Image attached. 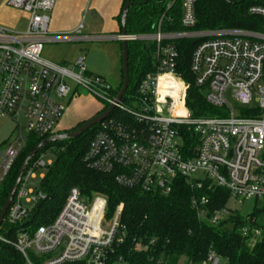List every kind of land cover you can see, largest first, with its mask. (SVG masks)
Wrapping results in <instances>:
<instances>
[{
    "label": "built area",
    "instance_id": "obj_1",
    "mask_svg": "<svg viewBox=\"0 0 264 264\" xmlns=\"http://www.w3.org/2000/svg\"><path fill=\"white\" fill-rule=\"evenodd\" d=\"M169 5L170 9L175 2ZM181 24L196 25L198 0H180ZM57 0H9L7 5L28 15L25 33L0 27V121L11 120L18 135L0 158V184L26 146L28 135L50 138L59 134L56 125L65 106L56 99L87 90L105 105L114 104L113 88L86 68V56L75 64L57 65L43 60L49 35V14ZM264 19V5L249 9ZM149 37L120 36L119 42L138 39L157 45L156 71L141 81L132 107L116 105L132 117V123L106 120L95 133L83 162L95 172L113 175L116 183L143 194L168 196L178 177L192 187L224 189L240 204L264 201V35L244 31L163 34L161 26ZM83 26L76 31L80 34ZM206 39L195 49L190 70L206 102L218 110L211 117L193 118L185 105V83L177 77L175 41ZM69 40L70 38H65ZM167 42L166 44H163ZM69 82L74 85L72 89ZM188 126L196 136L191 155L182 151L178 127ZM40 153L28 164L5 220L17 231L14 247L26 264H129L116 255L125 228L123 206L106 218L107 201L89 200L72 187L59 212L49 223L36 226L33 219L46 200L41 190L27 189L36 172L53 163ZM53 154V153H52ZM45 175H42V180ZM207 197L193 198L198 218L216 225L234 213L226 206L211 212ZM33 222V223H32ZM254 244L260 232L242 230ZM1 240V238H0ZM145 249V248H142ZM202 264H221L211 251Z\"/></svg>",
    "mask_w": 264,
    "mask_h": 264
},
{
    "label": "trees",
    "instance_id": "obj_2",
    "mask_svg": "<svg viewBox=\"0 0 264 264\" xmlns=\"http://www.w3.org/2000/svg\"><path fill=\"white\" fill-rule=\"evenodd\" d=\"M172 1L132 0V7L126 19L127 34L140 38L152 36L157 31L159 21L164 17L161 26L163 34L244 31L264 35V19L249 13L251 7L264 5V0H198L195 5L196 25L191 29H186L181 24L180 0L168 9ZM125 3L126 0L124 6ZM121 18L122 15L119 17L120 23ZM205 40L195 37L174 42L178 53L176 75L187 87L185 105L193 118L211 117L219 113L206 102L205 94L196 87L190 70L192 55L197 46ZM119 43L122 45V42ZM127 44L130 84L123 102L131 103L137 95L142 79L148 73L156 71L157 45L153 41L141 39L129 41ZM120 88L113 90L114 98ZM108 107L105 105L103 111ZM111 119L132 123V117L121 110L114 111L108 118ZM99 128L100 125L75 140L48 144L34 157L50 149L56 157L42 180L41 191L46 200L33 219L36 226L49 223L63 206L69 190L77 187L89 200L96 196L106 199L107 219L114 216L118 206H123L121 224L125 232L116 255L123 256L129 264H202L211 251L215 252L221 261H225V264H264V203L257 207L248 219L234 213L227 220L212 225L198 218L192 207V199L207 197L211 212L221 210L230 200L229 193L224 189H209L208 185L197 189L182 177L176 179L168 196L143 194L138 190L122 188L116 183L113 175L90 170L83 162L84 155ZM178 129L182 151L186 156H190L192 147L197 142L196 136L188 126ZM45 139L47 138L28 135L25 148L9 175L0 184V212L22 164L31 151ZM247 226L260 232V237L254 244L251 243L250 236L244 237L242 234V230ZM19 229L20 227L9 224L7 220L1 225L0 264H26L25 259L14 247Z\"/></svg>",
    "mask_w": 264,
    "mask_h": 264
},
{
    "label": "rangeland",
    "instance_id": "obj_3",
    "mask_svg": "<svg viewBox=\"0 0 264 264\" xmlns=\"http://www.w3.org/2000/svg\"><path fill=\"white\" fill-rule=\"evenodd\" d=\"M8 1L9 0H0V27L17 33H25L28 28V15L26 16L23 14V11L8 6ZM115 43L112 42L110 44L108 42H97L81 45L71 44L70 46L72 48L69 50L67 56L64 55L63 49L61 50L60 47L55 48L54 45H46L43 53V60L53 64H75L78 59V57H76L77 53L82 48L87 51V58L85 61L87 70L93 74L100 75L98 73L99 69H109V67L113 65V59L115 55L109 48L111 47V45H115V47L118 49L117 54L119 55V57L121 56V44L117 42ZM75 48H77V51ZM118 68L119 69L117 76L114 77L113 74V76L107 80V83L115 88L118 87V82L121 80V64H119ZM69 85L72 89L74 88V85L70 82ZM121 85L122 83L120 84L118 89L121 87ZM56 101L65 106V112L59 119L56 128L70 127L71 125L75 124L78 119L82 118L83 115L91 112L98 106H104V102L102 100L96 98L84 89H79L78 93L75 96L66 99H56ZM123 105L125 107L133 109L131 103H127L126 101H124ZM89 120L90 119H88L87 121ZM17 135V127L14 122L7 119L0 121V158L7 150L8 146L14 142V139L17 137ZM47 151L52 152V149L43 151L42 153H46ZM55 158L56 157L52 153L45 155V161L47 162L51 161L52 163H54ZM46 174V169L37 171L36 180H31L27 185V189H31L34 191L41 190L42 175ZM263 203L264 201H257L255 199L247 201L244 204H240L238 202H235L234 200H229L227 206L231 212L238 214L245 219H248L253 214L255 209H257V207H260ZM221 264H225V261H221Z\"/></svg>",
    "mask_w": 264,
    "mask_h": 264
},
{
    "label": "crops",
    "instance_id": "obj_4",
    "mask_svg": "<svg viewBox=\"0 0 264 264\" xmlns=\"http://www.w3.org/2000/svg\"><path fill=\"white\" fill-rule=\"evenodd\" d=\"M123 8L124 0H57L54 10L49 15V35L48 40L44 44V50L46 45H54L55 48L60 47L61 50L63 49L64 55L67 56L69 50L72 48L70 46L71 44L81 45L97 42H108L110 44L112 42L119 43L117 38L122 36L119 17L123 13ZM23 14L27 16V14ZM80 26H83V29L80 34H77L76 31ZM65 38L70 39L66 40ZM109 48L115 55L113 59V65H111L109 69H99L98 73L100 75H94L103 78L107 82V80L110 79L113 74L114 77L117 76L119 69L118 66L119 64H121V80L118 82L119 87L123 79L122 59L121 56L119 57V55L117 54L118 49L115 47V45H111V47ZM75 49L77 51V48ZM79 51L76 56L78 57V59L81 56H86V50L81 48ZM70 64L73 63H63L57 65ZM111 87L113 88V90L118 89V87ZM104 107L105 104L103 107L98 106L91 112L83 115L82 118L78 119V121L70 127L57 128L58 133L70 131L76 128L83 121L92 119L94 116L101 113L104 110Z\"/></svg>",
    "mask_w": 264,
    "mask_h": 264
},
{
    "label": "water",
    "instance_id": "obj_5",
    "mask_svg": "<svg viewBox=\"0 0 264 264\" xmlns=\"http://www.w3.org/2000/svg\"><path fill=\"white\" fill-rule=\"evenodd\" d=\"M132 0H126L125 6L123 8L122 18H121V28H122V36L126 37L128 36L126 32V19L129 13L130 8L132 7ZM122 85L120 88V91L118 95L116 96V99L114 101V104H111L105 111L99 113L98 115L94 116L92 119H90L87 122H84L80 127L76 128L73 131L70 132H64L59 133L57 135H54L50 138L45 139L42 141L38 146H36L31 153L27 156L26 160L22 164L17 179L15 181V184L0 212V227L5 221V218L7 216V213L14 202L15 196L17 194V191L20 187L22 177L24 172L26 171V168L28 164L31 162V160L40 152L41 149H43L46 145L52 144V143H58L63 142L67 140H75L84 135L86 132L91 130L92 128L101 125L103 122H105L115 111L116 105L118 103H121L126 96V93L129 89L130 84V76H129V51H128V44L127 41L122 42Z\"/></svg>",
    "mask_w": 264,
    "mask_h": 264
}]
</instances>
